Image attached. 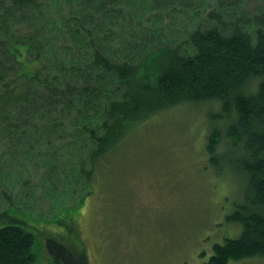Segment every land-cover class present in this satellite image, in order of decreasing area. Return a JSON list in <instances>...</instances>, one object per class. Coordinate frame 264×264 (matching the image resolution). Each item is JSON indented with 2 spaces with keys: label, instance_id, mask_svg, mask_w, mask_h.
Listing matches in <instances>:
<instances>
[{
  "label": "trees",
  "instance_id": "trees-1",
  "mask_svg": "<svg viewBox=\"0 0 264 264\" xmlns=\"http://www.w3.org/2000/svg\"><path fill=\"white\" fill-rule=\"evenodd\" d=\"M201 104L205 167L243 186L226 217L239 235L202 264L264 259V0H0V192L27 215L18 194L56 200L38 219L67 213L137 127ZM34 241L0 226V264H33ZM70 247L56 256L81 264Z\"/></svg>",
  "mask_w": 264,
  "mask_h": 264
},
{
  "label": "rangeland",
  "instance_id": "rangeland-1",
  "mask_svg": "<svg viewBox=\"0 0 264 264\" xmlns=\"http://www.w3.org/2000/svg\"><path fill=\"white\" fill-rule=\"evenodd\" d=\"M210 111L203 104L172 109L137 127L109 176L82 202L81 197L67 198V206L75 207L67 213L36 218H50L51 202L56 201L48 204L41 189L34 198L26 197L27 190L18 196L15 192L17 206L36 217L8 205L0 192V226L21 225L34 235L33 264H72L56 256L58 245L72 246L67 255L81 264L206 262L214 244L239 235L240 227L226 217L235 210L243 189L236 174L205 167L202 149ZM83 193L76 192L75 197ZM59 217L64 225L57 223ZM69 224L74 225L70 232L76 229L70 239ZM48 240L54 242L53 248ZM228 264H264V259Z\"/></svg>",
  "mask_w": 264,
  "mask_h": 264
},
{
  "label": "bare ground",
  "instance_id": "bare-ground-1",
  "mask_svg": "<svg viewBox=\"0 0 264 264\" xmlns=\"http://www.w3.org/2000/svg\"><path fill=\"white\" fill-rule=\"evenodd\" d=\"M253 8V7H252ZM149 121V120H148Z\"/></svg>",
  "mask_w": 264,
  "mask_h": 264
}]
</instances>
